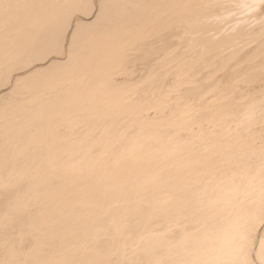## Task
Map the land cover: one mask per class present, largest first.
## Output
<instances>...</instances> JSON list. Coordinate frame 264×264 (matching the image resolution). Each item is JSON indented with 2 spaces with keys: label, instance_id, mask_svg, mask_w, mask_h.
Masks as SVG:
<instances>
[{
  "label": "bare ground",
  "instance_id": "bare-ground-1",
  "mask_svg": "<svg viewBox=\"0 0 264 264\" xmlns=\"http://www.w3.org/2000/svg\"><path fill=\"white\" fill-rule=\"evenodd\" d=\"M123 1L22 0L12 16L9 26L21 27L11 36L23 44L13 55L21 66L0 71V129L45 130L69 117L84 126H76L82 140L105 128L104 119L122 124L68 148L60 168L68 171L24 178L36 206L24 208L29 198L19 202L13 184L0 188V264H254L253 257L264 264V148L231 154L227 147L230 125L257 127L250 139L264 141V41L240 48L257 40H234L235 31L234 39L211 37L199 19L208 11L196 6L219 0ZM81 8L86 17L75 15ZM77 28L74 47L69 29ZM102 66H116L120 79L109 80L112 68L102 76ZM11 92L23 98L8 103ZM85 105L90 112L79 114ZM107 131L100 143L97 133L104 139ZM10 136L0 133L3 170L14 162L4 147ZM42 148L27 144L44 170ZM158 205L163 223L149 234ZM44 209L54 210L49 219Z\"/></svg>",
  "mask_w": 264,
  "mask_h": 264
},
{
  "label": "rangeland",
  "instance_id": "rangeland-1",
  "mask_svg": "<svg viewBox=\"0 0 264 264\" xmlns=\"http://www.w3.org/2000/svg\"><path fill=\"white\" fill-rule=\"evenodd\" d=\"M121 1H122V3L125 2L123 0H121ZM219 1H220V3L219 2L218 3L215 2L218 5L220 4L219 6L216 5L215 3H212V1L210 2L213 5L215 4V6L217 8H215V6H213L212 4H209V2H206L208 5L206 3H204V2L201 3V4L198 3L200 5V8H199V5L196 6L197 7L196 9H198V10H200V9L202 10L203 9L202 11H204V10L208 11V15L201 14V16L203 15L202 16L203 18L199 17V19H200V21L202 20L204 23L207 21L205 24H209L208 28H209V30L211 29L210 33L212 32L210 34V36L216 38V37H224V36L227 37V35H228V36H230L229 38H233V36L236 35V33H238L236 36H234V38H235V39L233 38L234 40H239L240 41V39L244 40V39H249V38H250V40H252L251 38L257 40L256 42H255V40L251 41V42H254L256 45H254V43L252 45L251 42L248 43V44L240 42V43H238L240 45L239 46L240 48H245V47L247 48V47H250V46L258 47L259 45L257 46V44H258L257 42L258 41H264V33L262 31L263 30L262 26L264 27V24H263L264 23V18H263V16H264V2L262 0H260V4L263 2L262 5H258L259 7H256L257 4H259V2L253 4L251 0L250 1H246V2L244 0H243L244 2L240 1V0L239 1L237 0L238 1L237 2V1L234 0L235 3H234L233 0H230V1H228V0H219ZM221 1L224 2V3L221 4ZM193 2H194V0H193ZM2 3H3L2 4V11L0 12V71L2 72L4 70V68H5L8 72L9 71L14 72L15 68H18L21 65L19 66V61L17 59H15L13 57V55H14V53L16 52V50L20 46H23V44L21 42H17L16 39H13L11 37L13 35V33L15 31L20 30L21 27L20 26H17V27L13 26L12 27V26H9V24L11 22H14V20L12 18L13 15L20 14L22 12L21 10L24 7V3L22 2V0H3ZM125 3H127V2H125ZM188 3H191V1L190 2L188 1ZM202 4H205V7ZM207 7H210L211 11L213 9L212 12H214L215 14L212 13L211 11H209V8H207ZM218 7H220V8H218ZM205 8H207L208 10L205 9ZM218 9H221V10L215 12V10H218ZM5 11H8L10 13H5ZM209 12H211L212 14L209 13ZM84 13H85V11L83 10V8H81L80 10L76 11L75 15H79L80 16V15H82ZM9 14H12V15H9ZM230 14H232V16ZM211 15H212V18H211L212 22L210 21V16ZM228 15L231 17V20L228 19V18H230V17H228ZM206 16H208V17H206ZM81 17L82 18L86 17V15L85 16L82 15ZM208 18H209V20H208ZM212 19L213 20L215 19V21H213ZM227 19H228V21H227ZM229 22H231V23L228 24ZM210 24L213 25V27ZM173 25H169V28H171ZM240 25L243 26L242 29L244 28V26H245V29L247 27L249 29H247V31L243 30V32H244V34H243L242 29L239 28V27H241ZM210 26H211V28H210ZM208 28H207V31H209ZM167 29H168V27H167ZM226 29H229L230 32L233 31V35H230V34H232V32L230 33ZM163 30H165V29H163ZM224 30H226L229 33L226 34V31H224ZM248 30H250V31H248ZM158 31H157L158 35L157 34H153L154 31H152L151 32L152 34H150V35L147 34L148 36L145 39L149 38V36H150V38L158 37L160 35V32H161V31H159V32ZM223 31H224V33L226 35H224V33H222ZM245 32H246V34H245ZM241 33H242V35H241ZM151 35H152V37H151ZM141 42L142 41H140V42L136 41L135 44H133L132 46H135V45L139 46V45H141ZM259 43H261V42H259ZM245 44H246V46H244ZM234 45H236V44L230 43V46H234ZM241 45L243 47H241ZM247 45H249V46H247ZM226 46H229V44L226 45ZM261 46L263 47V53H264V42L261 43L260 46H259V48L262 49ZM140 60H142V59H140ZM140 60H136V61L140 62ZM138 62H136L137 64L134 63L135 66H136L135 67L136 69L140 66ZM104 67H106L107 69L112 68V66H109V67L102 66L101 70ZM106 68L103 69V74H102V72H100L101 70L99 71L102 74V76L107 74L108 70H106ZM112 69H116V70H114L113 76L111 74H110L111 75L110 76L109 73L113 72V71H111ZM112 69L111 70L109 69V72L107 74L109 76L108 77L109 80L117 79V75H119L118 79H120V77H121L120 73L119 74L115 73V72L118 71L116 66L114 68H112ZM104 70L107 71V72L105 73ZM135 72H138V71H135ZM135 72L132 73L130 76L134 77L135 74L139 73V72L138 73H135ZM100 73H99V75H101ZM135 76H137V75H135ZM95 95L96 94H94V96ZM21 96L22 95H18V94L14 93V92H11V93H9V97H8L7 102L10 103L13 100H20V99L23 98ZM88 101L90 103H95L96 99L95 98H91ZM4 103H3V105H4ZM86 106L87 105H85L83 108L80 107V110L76 108V110L74 111L75 115H76L77 110L81 111V112L78 111L79 114L87 113L89 111V108L87 106L88 110H86L87 112H85ZM2 108H4V107H2ZM20 111L24 112V109H21ZM103 116L104 115H102V117ZM119 118H121V120L124 119L122 116H120ZM67 119L69 120V117ZM67 119H66V121H64L65 119L61 120V121H58L57 126H55V127L52 126V128L51 127L50 128H46L45 130H39L38 128H34V129L32 128V129H27L24 132H20V131H18L15 128L10 130V126L7 125V124H4L2 126V128L0 129V133L1 134L11 135L9 137V139H7L5 141V146L4 147H6L5 149H9L10 150V152L12 153V157L14 159V162L12 164H10L6 168L7 170L4 169L5 171H9L10 170L11 173L7 172V174H6L4 172V170L0 167V188L4 187V186H5V188H6V186L11 188V187H13L12 186V184H13L14 188H17V190H18V194L22 195V196L19 195V196H21V200L19 202H22V201L26 202L28 198L29 199L31 198L32 202H30V203H33V204L29 205V203H28L29 206H25V204H27V202H29V199H28V201L26 203L24 202L25 203L23 205L24 208H27V207L29 208L30 206L32 207L33 205L36 206L37 205L36 203L39 201V198H37V196H35L36 195V193L34 191L35 189H32L31 187H29V183H27L28 185L22 186L23 183L25 182V181L22 182V180H26L24 178H28L30 176V178L35 179L34 181H36L38 178L40 179V177H45V175H48L50 173L59 174V173L68 171V170H61L60 169L63 166V164L65 163V161L68 160L71 157L69 154H67L68 148L73 149L77 143H79V142H80L79 144L84 143L83 140H85V142L92 141L93 138L96 136L95 133L98 132V130H99V128H98V129H96V131L94 130L95 132L93 131V134L90 133L89 136H92L93 138H91V137L90 138H86L85 136H83L84 139L78 140V136H79L80 132H82V131L84 132L83 129L79 130L78 127H81L83 125H80L79 123H78L79 124L78 125L75 121L70 120L71 124L75 125V128H74L73 125L70 127V126H68V125H71L70 121H68ZM103 119L104 118H100V119L96 118L95 122L97 120H98L99 123H100V121L103 122ZM26 120H27V122H31L30 118H28ZM93 120H94L93 118L92 119H88L87 126L89 125V123L93 125V123H92ZM104 121H105L106 125L109 124L108 127H110V126L112 127L113 125L118 127V126H121V124H122V123L121 124L118 123L117 121H113L112 123L111 122L110 123H106L107 121L105 119H104ZM98 122L96 124L98 127L105 126V128L102 127V129L108 128V127H106V125H102V124H104V122L103 123L101 122L102 124H100V125H98L99 124ZM115 122H116V125L114 124ZM117 124H119V125H117ZM60 125H61V127H59ZM92 125H90V127ZM76 126H78L77 129L80 132H77ZM117 127H114V128H117ZM93 128L95 129L96 126L92 127V130H93ZM112 128H110V129H112ZM114 128H113V130H114ZM86 129L89 130V132H90L91 128L88 129L86 127L85 130ZM102 129H100V130L102 131ZM75 130H76V132H75ZM92 130H91V132H92ZM228 131H229V136H230V142L228 143L227 147H228V150H229V152L231 154H233L234 152L249 153L250 151H253V150L260 151V150H262L264 148V141H262V140H254L253 141V140L250 139V135L251 134H254V133L258 132V128L257 127H251V128L245 127L244 128L242 126L234 127L233 125H230ZM85 132L88 133V131H85ZM100 132L97 133L98 141L100 143H104L106 141L107 135L109 134L110 131L108 133L106 132L105 134H103V135H106V136H103L104 139H105L104 140L102 138L103 141H102V139L100 137L101 136ZM101 133H104V132H101ZM22 135H26L27 138L24 139V140H21L20 138L18 139L17 136H22ZM197 136H198V134L195 135V137H197ZM88 139H91V140L88 141ZM19 140H21L22 143L24 141H27V143L25 145H23V147L18 148L17 147V144H18L17 142ZM199 140L208 141L209 137L207 135H203V137L200 138ZM157 142H158L157 149L158 150H162L164 148L163 141L158 140ZM30 143H33L35 147L38 146V145L39 146H41V145L43 146L42 154L40 156V163H41V161H43L45 159V161L48 162L47 165H46V169L43 170L41 168H38L39 163L37 164V161L34 160V157L28 153L29 149H27V144H30ZM235 159H236V157H235ZM239 162H240L239 158H237L236 159V164L239 165ZM40 165H42V163ZM41 179H43V178H41ZM7 181H9L8 182L9 184L6 183ZM20 182H22V184ZM20 184H21L22 187L21 186L19 187ZM40 188H42V189H40ZM40 188H38V189H40L39 191L43 190V187H40ZM38 189H37V191H38ZM33 197L36 198L35 201H33L35 199V198L32 199ZM19 204H21V203H19ZM19 204H16V205H14L12 207L14 208V207L17 206V207L20 208V206L23 203L21 205H19ZM23 207H21V208H23ZM56 207H58V206L56 205ZM157 207H158V215H156L157 216V220L153 221L152 218L149 219V225L147 227V229H148L147 231H148L149 234L154 232V231H156V232L159 231V228H160V226L163 223V219L161 218V212H162L161 207L159 205ZM53 209H56L55 206L53 207ZM53 209H51L50 211H47V212H46V209H44V210L39 211V212H41V213L44 212V213H42V215L49 219L51 217L50 214H52L53 213L52 211H54ZM57 210H55V211H57ZM48 212H50V213H48ZM46 213H48V214H46ZM48 215H50V217ZM151 216H152V214H151ZM38 217L40 219V216H38ZM41 218H43V217H41ZM39 219H38V221L40 222L41 219L40 220ZM43 219H42L43 222L44 221L48 222V220L46 221V218H43ZM260 236L261 237L264 236V230L260 232ZM263 241H264V239H263ZM260 242H261V240H260ZM260 242L258 244H260ZM135 243L136 242H132L131 244L134 245ZM253 260H255L254 264H261V261L259 259H255L253 257Z\"/></svg>",
  "mask_w": 264,
  "mask_h": 264
},
{
  "label": "snow or ice",
  "instance_id": "snow-or-ice-1",
  "mask_svg": "<svg viewBox=\"0 0 264 264\" xmlns=\"http://www.w3.org/2000/svg\"><path fill=\"white\" fill-rule=\"evenodd\" d=\"M80 32H81L80 28H77V30L75 32H73L71 29H69V35L71 36L72 44L74 47L77 45V42H78L79 37H80ZM40 55H42V56L47 55V53L41 52Z\"/></svg>",
  "mask_w": 264,
  "mask_h": 264
}]
</instances>
